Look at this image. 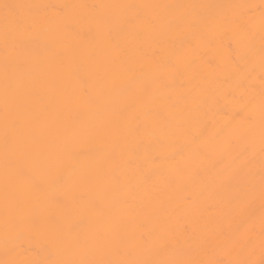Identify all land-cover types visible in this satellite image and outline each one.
<instances>
[{
    "label": "bare ground",
    "instance_id": "bare-ground-1",
    "mask_svg": "<svg viewBox=\"0 0 264 264\" xmlns=\"http://www.w3.org/2000/svg\"><path fill=\"white\" fill-rule=\"evenodd\" d=\"M0 264H264V0H0Z\"/></svg>",
    "mask_w": 264,
    "mask_h": 264
},
{
    "label": "snow or ice",
    "instance_id": "snow-or-ice-1",
    "mask_svg": "<svg viewBox=\"0 0 264 264\" xmlns=\"http://www.w3.org/2000/svg\"><path fill=\"white\" fill-rule=\"evenodd\" d=\"M10 7H13V6H10V5H5V8L7 9V8H10Z\"/></svg>",
    "mask_w": 264,
    "mask_h": 264
}]
</instances>
